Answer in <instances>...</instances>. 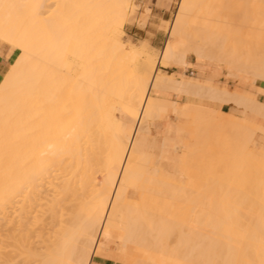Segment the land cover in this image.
Listing matches in <instances>:
<instances>
[{
    "label": "bare ground",
    "instance_id": "obj_1",
    "mask_svg": "<svg viewBox=\"0 0 264 264\" xmlns=\"http://www.w3.org/2000/svg\"><path fill=\"white\" fill-rule=\"evenodd\" d=\"M58 1L43 19L47 0H0V38L19 51L0 82V264H91L113 235L144 259L132 264H264V153L250 148L256 131L264 143L263 123L192 99L262 118L264 103L157 68L185 66L192 52L229 76L264 81V0H180L157 58L117 38L129 0ZM92 56L100 68L90 82ZM125 59H143L150 76L133 69L118 120L105 97H122L127 75L115 66ZM152 91L189 98L167 105L191 118L192 148L170 130L159 137L169 100ZM212 139L217 179L207 175L218 166L206 163ZM182 170L188 184L166 172Z\"/></svg>",
    "mask_w": 264,
    "mask_h": 264
},
{
    "label": "rangeland",
    "instance_id": "obj_2",
    "mask_svg": "<svg viewBox=\"0 0 264 264\" xmlns=\"http://www.w3.org/2000/svg\"><path fill=\"white\" fill-rule=\"evenodd\" d=\"M179 1L180 0H169V7L167 8V13L163 18H161V17H156L154 14L151 13V9L148 3L142 2V0H129L128 15H127L128 19H126L124 24L118 28L117 38H119V40L124 44L127 50H131V49L135 50L136 48H137L136 50H141L142 58L151 54H153L152 55L153 57L156 56L159 57L160 52L162 51L163 47L165 46V43L167 42L168 30L173 21L174 14L177 10V5ZM46 3L44 4V7L41 9V11L46 12L45 15L41 13L42 16L43 15L44 16L43 17L40 16V18L43 19L51 15H55V13L58 12V6L60 5L58 0H47ZM0 40L4 42L3 44L5 43L9 44L8 42L2 40L1 38ZM12 52L15 53V50H12ZM17 55H19L18 50H17ZM214 60L217 59L215 57L212 60L205 58V60L202 61L196 58L192 52L190 53L188 52L185 58V62H187L188 64H186L185 66H177L171 64L168 67L164 65H158L157 68L159 74L169 73L172 74L174 77L177 76L176 78L182 77L185 80H191V79L198 80L201 81L203 84L209 85L213 88L226 89L228 92H232V93L241 91L243 93H247L252 99L264 103V81L258 79L256 80L247 79L246 81V78H244L245 79L244 80L238 77L229 76L227 75L226 67L223 64H220L218 61H214ZM132 65H133L132 59H125V60H120V62H117L115 67L120 69L127 75L126 86L123 88L122 97L120 98L115 96L105 97L107 106L111 108V111L115 119L118 120L122 118L123 115L126 114V110L124 109V103L127 100L128 95L131 94V92H133L132 89L133 88L132 85H134L133 69H135L137 72H140L145 79L149 78L150 76V67L148 64L143 63V59H137L134 65L133 66ZM99 66H100V62L98 61L96 56H92L89 58L88 70L90 71V75H89L90 82L96 79L97 72L100 68ZM75 73L77 74V76L79 75L80 73L79 67H75ZM247 78H249V76H247ZM83 88H84V92H86L85 86H83ZM96 94H98L101 98L103 97V95L99 94L97 91ZM151 95L160 97L164 99V101L169 100L166 101L165 103V105L167 106V108H165L166 110L163 109L161 112L164 111V113L163 114L160 113L161 115L160 119H157L155 121V129L159 133V137L161 138L162 136L165 135V133L168 132V130H170L169 132H171L170 135L171 138H175L178 140L180 139L186 141L189 146L192 145V142H194L192 139L193 131L191 132L189 130L191 129L193 130V127H188L186 125V123L191 122V118L190 117L185 118L183 114H181L180 112L176 113L172 110V108H170L171 104L177 106L180 109L184 108L185 103L189 100V98L184 95H180V93L176 94V92L171 93L165 91H152ZM192 100L197 104L203 106L204 108L221 109L222 111H229L228 114L241 116L249 121H253V122L257 121L263 123L262 126L264 128V118L260 116H255L250 112H246L242 109L236 108L229 104L219 105L216 101L214 100L212 101L207 97H202L201 99L193 98ZM183 104L184 107H182ZM170 109L173 113L170 111ZM126 123H129V120H126ZM185 125L187 126L185 128H187L188 131L184 128ZM188 125H190V123ZM190 126H193L192 123ZM182 131H184L185 133L184 132H183L184 134L178 133ZM152 133L154 135V131ZM186 133L188 134V136L186 135ZM260 136H263L262 132L256 131L254 136L255 145L250 147L253 153H260V152L264 153V143L259 141ZM214 139H217V137H215ZM214 139L207 142L208 143L207 145L210 147H208L209 153L206 147V153L209 155L206 156L205 154V158L209 157V160L206 159V163L208 165L209 164L210 165L212 164L213 166H215L216 164L218 165L212 169H209L208 171L209 173H207L209 177L208 176L207 177L208 178L211 177V179H217L218 177H221L222 174H224L223 166H221L222 168L220 167V165L223 164H218L221 163L220 161L215 165L213 164L215 163V161H210L212 160L210 159V157L216 156V154L219 155V153L217 152L218 148L216 144L219 145V147H221L219 143H216L215 141L212 142ZM218 142L220 141L218 140ZM190 147L192 148V146ZM197 148L196 150H198ZM180 154H182V151L179 150V155ZM158 155L159 153L157 150L153 152L151 151V157H150L151 165H157V166L159 165ZM166 172L173 176V179L176 183L181 182L184 184H188L190 182V179L188 178L184 170H182L179 173H175L171 171H166ZM188 172L189 174H195V173L197 174V172L201 174V172L203 171L200 172V170H197L195 167H191L188 168ZM208 178L207 180H209L210 182L211 179ZM177 203L182 205L180 202H174V204ZM211 204L213 205V203ZM210 219L211 218H208L206 222L212 221ZM244 220L245 219H243L242 222ZM247 220L249 221V219ZM114 238H116L115 235H113V239H111V241L108 244L106 243V247L109 249L104 250L102 255H95L92 257L91 264H132L135 261H140V259L142 261L144 260L142 257H134L135 253L131 247L125 250L121 249V247H119L118 240Z\"/></svg>",
    "mask_w": 264,
    "mask_h": 264
},
{
    "label": "crops",
    "instance_id": "obj_3",
    "mask_svg": "<svg viewBox=\"0 0 264 264\" xmlns=\"http://www.w3.org/2000/svg\"><path fill=\"white\" fill-rule=\"evenodd\" d=\"M142 2L148 3L151 9V13L154 14L156 17H161V18L165 16V14L167 13V8L169 7V0H142ZM3 43L4 42L0 40V82L3 79V76L7 74L10 67L14 63L13 61H15L18 56L16 54L17 49L13 48L11 45L7 43H5L7 45ZM12 50H15V53L12 52ZM235 93L251 98L247 93H243L241 91H237ZM222 105H228V104H222ZM219 110L222 113H229V111H222L221 109Z\"/></svg>",
    "mask_w": 264,
    "mask_h": 264
}]
</instances>
